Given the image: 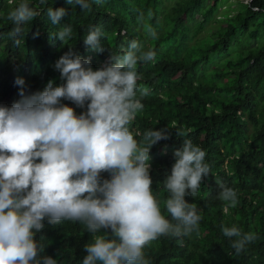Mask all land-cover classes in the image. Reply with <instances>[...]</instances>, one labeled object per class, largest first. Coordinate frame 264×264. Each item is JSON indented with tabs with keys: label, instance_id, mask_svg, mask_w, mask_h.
<instances>
[{
	"label": "clouds",
	"instance_id": "9594fccd",
	"mask_svg": "<svg viewBox=\"0 0 264 264\" xmlns=\"http://www.w3.org/2000/svg\"><path fill=\"white\" fill-rule=\"evenodd\" d=\"M48 2L34 7L20 0L8 13L13 27L5 33L16 46L23 25H33ZM69 2L90 7L89 0ZM65 15L63 8L47 7L53 25ZM145 29L155 39L152 27ZM51 34L64 44L74 35L70 25ZM102 35L97 27L89 30L80 55L69 43L54 64L62 84L51 69L40 73L48 82L39 92L30 77L13 72L0 84V264H57L41 257L44 245L35 235L43 223L61 221L81 222L93 234L83 233L82 264H215L217 250L229 257L232 249L236 256L246 253L259 240L248 227L264 225V176L238 172L225 160L210 165L206 151L190 139L174 150V162L162 147L154 166L151 150L171 134L154 128L141 133L134 121L145 104L153 106L169 92L157 87L158 74L139 69L157 63L151 61L155 50L129 37H117L112 47ZM53 44L41 43L45 57L56 55ZM61 99L79 107L87 102L86 111ZM163 158L165 164H158ZM215 233L222 237L218 243ZM151 243L159 249L156 262L145 254Z\"/></svg>",
	"mask_w": 264,
	"mask_h": 264
},
{
	"label": "trees",
	"instance_id": "16d2710c",
	"mask_svg": "<svg viewBox=\"0 0 264 264\" xmlns=\"http://www.w3.org/2000/svg\"><path fill=\"white\" fill-rule=\"evenodd\" d=\"M19 2L0 0V84L6 83L13 72L30 77L31 88L39 92L48 82L40 77L46 69H51L53 79L62 84L64 81L54 68L55 61L68 50L71 41L79 54L78 48L86 45L85 37L93 27L102 31L101 40L109 42L112 47L117 37L133 38L145 50L151 47L156 53L151 61L157 63L153 66L144 64L139 67L140 71L158 74L157 87L169 91L165 99L155 105L145 104V110L137 114L134 121L141 133L154 128L171 134L170 139L163 140L167 144L151 150L154 166L162 147L174 162V150L182 146L184 139H190L206 151V163L222 165L225 160L238 172L255 170L257 176L263 178L264 0H234L231 9L227 0H89L90 7L84 10L69 0H49L45 11L33 20V25H23L18 37L21 44L16 46L5 32L7 27H13L7 15ZM222 2L227 6L217 14ZM30 3L38 6V0H30ZM47 7L65 10L66 15L58 25L51 23ZM198 15L201 22L210 23V28L198 34L192 44V38L203 29V24L194 23L192 34L188 35L187 23ZM64 25H70L74 34L67 44L51 34ZM145 25L152 27L155 39L146 31ZM161 29L163 32H158ZM37 32L39 35H34ZM50 39H54L51 49L56 55L45 57L41 43ZM170 41L176 42L174 54L165 56L159 48L167 47L168 50ZM61 103L84 112L87 107V102L84 107L66 99H61ZM176 131H187L188 135L177 137ZM136 139L143 141L142 136ZM158 164H165V158ZM203 182L209 186L223 184L213 180ZM43 224L35 235L37 242L44 245L41 257H53L57 264H82L81 239L83 233L88 232L86 226L78 221ZM247 231L256 233L259 240L250 245L246 253L236 256L232 249L234 254L229 257L217 250L214 263L264 264V225H251ZM211 236L217 243L222 240L216 233ZM209 237L208 246L211 245ZM202 242L205 241L202 239ZM222 244L224 242H221L224 247ZM145 254L156 262L158 246L151 243Z\"/></svg>",
	"mask_w": 264,
	"mask_h": 264
},
{
	"label": "rangeland",
	"instance_id": "374dc122",
	"mask_svg": "<svg viewBox=\"0 0 264 264\" xmlns=\"http://www.w3.org/2000/svg\"><path fill=\"white\" fill-rule=\"evenodd\" d=\"M227 2H229V9H231L234 5H235V3H234V0H227ZM227 6V4L226 3H221L220 4V6H219V8H218V13L217 14H220V12H219V10H224L225 9V7ZM233 11H231V13H232ZM196 22H201V18H200V16L198 15L197 17H195V20L194 21H192V22H189V23H187L188 24V31H187V34L188 35H191L192 34V31H193V24L194 23H196ZM202 24H203V29H199L197 32H196V34H195V37H193L192 38V44L195 42V40H197V35L199 34V35H201L203 32H205V31H207L208 30V28H210V23H203V22H201ZM140 29V28H139ZM158 32H163V29H161V30H158ZM204 35H202L201 37H203ZM253 41V40H252ZM175 43L176 42H169V49L167 50V47L166 48H159V50H163L164 51V55L165 56H173V54H174V46H175Z\"/></svg>",
	"mask_w": 264,
	"mask_h": 264
}]
</instances>
